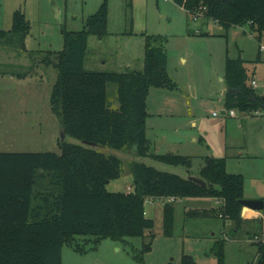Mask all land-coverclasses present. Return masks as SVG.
I'll use <instances>...</instances> for the list:
<instances>
[{"label":"rangeland","instance_id":"374dc122","mask_svg":"<svg viewBox=\"0 0 264 264\" xmlns=\"http://www.w3.org/2000/svg\"><path fill=\"white\" fill-rule=\"evenodd\" d=\"M103 1L0 0V29L12 27L17 9H22L31 22L24 48L20 42L0 40V136L25 140L27 151H60L59 142L64 135L51 106L58 69L42 60L49 55V50H62L63 31L82 29L87 17ZM107 1L109 33L104 37L89 36L85 68L107 72L143 70L145 37L167 38V69L178 87L151 88L147 100L148 138L156 153L172 152L192 159V167L188 169L151 156H138L130 149L100 147L123 162L121 176L107 188L110 191L133 188L131 163L134 160L191 177L199 175L207 157H224L230 172L242 173L245 177L244 198H263L264 112L251 114L235 108L237 117H225L224 83L219 77L224 74L227 56H241L251 71L250 78L255 77L258 83L256 89L264 92V60L257 59L259 53L264 59V50H259L264 37L257 38V33L251 32L248 25L226 29L213 19L195 20L175 0ZM252 68H256L254 74H251ZM107 93L109 105L118 107L117 84L110 82ZM188 103L192 104L191 109ZM214 111L219 115H214ZM195 117L197 124L193 125L191 119ZM65 139L83 143L69 135ZM18 141L16 144L20 147ZM214 201L213 197L177 199L174 231L171 236H165V200L148 199L146 214L154 219V236H130L128 243L103 237L96 244L95 235L76 236L84 250L65 243L62 264H141L135 253H141L150 241L151 249L142 253L145 264H182L184 254L192 255L198 264H220L213 251L217 239L225 240V264H255L257 245L251 241L250 225L237 230L232 220L222 217L187 216V210L213 207ZM258 213L262 215V211Z\"/></svg>","mask_w":264,"mask_h":264},{"label":"trees","instance_id":"16d2710c","mask_svg":"<svg viewBox=\"0 0 264 264\" xmlns=\"http://www.w3.org/2000/svg\"><path fill=\"white\" fill-rule=\"evenodd\" d=\"M175 2L191 14L203 7V18L213 19L226 29L248 25L257 38L264 37V0ZM108 13V1L104 0L87 17L82 29L63 31L62 50H49L42 60L58 69L51 106L62 125L64 139L59 142L60 151H0V264H62L65 243L84 250L76 236L95 235V244L103 237L128 243L130 236H154V219L146 214L148 199L165 200V236L174 231L176 200L188 197H213L216 204L191 208L186 211L187 216L222 217L232 220L237 230L247 224L251 226V237L264 230V209L257 218L244 216L254 213L241 203L245 177L230 172L224 157L205 159L198 175L205 185L134 160L133 188L130 191L107 188L121 176L123 162L100 147L126 148L138 156H151L169 165L192 167L191 156L154 152L147 135L150 89L178 87L167 69V38L145 37L143 70L107 72L85 68L89 36L104 37L109 33ZM30 30V20L22 9H17L12 27L0 29V40L20 42L24 48ZM245 63L241 56H227L225 82L239 91H228L225 107L264 112V92L250 85ZM110 82L118 86L120 104L116 108L108 103ZM67 135L83 143L68 142ZM151 245V241L147 242L141 253H135L141 264H145L142 253L150 250ZM213 251L220 264H225V240L217 239ZM257 255L259 264H264V246L259 243ZM182 264L198 263L192 255L184 254Z\"/></svg>","mask_w":264,"mask_h":264},{"label":"crops","instance_id":"0c3cea01","mask_svg":"<svg viewBox=\"0 0 264 264\" xmlns=\"http://www.w3.org/2000/svg\"><path fill=\"white\" fill-rule=\"evenodd\" d=\"M198 32V31H197ZM167 48V47H166ZM260 51H261V49H259ZM261 53H259V55H258V57H257V59L259 60V61H262V60H264L262 57V55H260ZM85 61H86V59H85ZM183 61H185V59L183 58ZM246 66H247V63H246ZM254 67H256V65L254 66ZM88 70V69H87ZM98 71H104V70H98ZM251 71L250 70H248V73H250ZM254 72H256V68H254V70H253V68H252V73L251 74H254ZM6 74V73H5ZM5 74H3V75H5ZM250 75V74H249ZM10 76H12L11 74H10ZM219 79H220V81L221 82H223L224 83V86H223V88H222V94H223V96H224V105H225V96H226V94L228 93V89H229V87L227 86V84H226V82H225V71H224V74H223V76H221V77H219ZM253 79H255V77H252V78H250V80H249V82H251ZM256 80V79H255ZM151 90V89H150ZM263 93V92H262ZM149 94H150V92H149ZM149 97V96H148ZM185 101H187V100H185ZM187 106L191 109L193 106H192V104L191 103H188L187 104ZM252 114V113H251ZM251 114H248V113H246V115L247 116H249V115H251ZM254 114H256V113H254ZM225 117H233V116H228V115H225ZM235 117H237V115L235 116ZM192 120V124L193 125H196L197 124V122H196V117L195 118H192L191 119ZM5 134H8V132H5ZM147 135H148V129H147ZM9 137V136H8ZM194 140H196V138H194ZM17 139L15 140V139H11V138H8V139H5L3 136H0V151H19V152H23V151H27V150H25L26 149V141L25 140H21V142L20 141H18V143H21V146L19 147L16 143H17ZM152 202V201H151ZM154 202V201H153ZM215 202V201H214ZM259 215V213L257 214V211L256 210H254V213L253 214H251V215H245L244 214V216L245 217H248V218H257V217H259L258 216Z\"/></svg>","mask_w":264,"mask_h":264},{"label":"built area","instance_id":"2783aa9c","mask_svg":"<svg viewBox=\"0 0 264 264\" xmlns=\"http://www.w3.org/2000/svg\"><path fill=\"white\" fill-rule=\"evenodd\" d=\"M165 1H171V0H165ZM203 10H204V8L201 7L197 12H195L193 14V18L195 20H197V19H199L201 17H204ZM251 32H253V31L251 30ZM254 34H255V32H254ZM260 49L261 50H264V41L260 43ZM257 85H258L257 81L255 79H253L252 82H251V86H253L254 88H256ZM260 112L261 111H255L254 113L258 114ZM214 115H219V112L218 111H214ZM225 115L235 117L237 115L236 114V110L234 108L227 109V111L225 110ZM251 241H253L256 245L259 243V244H261V245L264 246V230L262 232L256 234L255 236H253L252 239H251ZM259 258H260L259 255H256L255 264H259Z\"/></svg>","mask_w":264,"mask_h":264},{"label":"water","instance_id":"95a60500","mask_svg":"<svg viewBox=\"0 0 264 264\" xmlns=\"http://www.w3.org/2000/svg\"><path fill=\"white\" fill-rule=\"evenodd\" d=\"M228 90H235V91H239L238 88H229ZM85 143L87 144H90V145H94L93 142H87L85 141ZM192 180L196 181L197 183H200V184H203L205 185L206 182L198 177V176H191L190 177ZM241 203L244 205V206H247L253 210H256V211H262L264 209V199H249V198H242L241 199ZM262 221V219H260V222Z\"/></svg>","mask_w":264,"mask_h":264},{"label":"bare ground","instance_id":"6f19581e","mask_svg":"<svg viewBox=\"0 0 264 264\" xmlns=\"http://www.w3.org/2000/svg\"><path fill=\"white\" fill-rule=\"evenodd\" d=\"M247 207V206H246ZM249 208V207H248ZM251 209V208H250Z\"/></svg>","mask_w":264,"mask_h":264}]
</instances>
